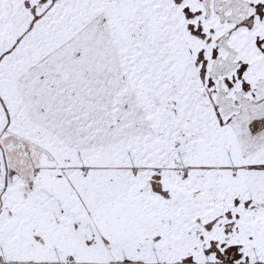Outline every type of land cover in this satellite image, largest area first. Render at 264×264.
Here are the masks:
<instances>
[{"label": "rangeland", "instance_id": "374dc122", "mask_svg": "<svg viewBox=\"0 0 264 264\" xmlns=\"http://www.w3.org/2000/svg\"><path fill=\"white\" fill-rule=\"evenodd\" d=\"M3 2L11 3L0 8L8 16V32L25 21L31 24L25 40L46 19L50 25L64 13L76 17L84 12L87 18L80 17L89 23V38L103 41L102 56L112 71L131 65L126 70L143 77L124 111L140 106L145 121L128 117L122 138L113 143L131 150L141 166L95 152L102 158L95 156L92 164L103 161V168L80 169L87 175L86 196L92 189L98 194L88 205L70 185L74 181L56 175L58 167L39 176L43 170L33 165L24 140L11 144L8 136L2 141L8 153L0 154V264H264V0H31L28 7L23 0ZM184 52L189 60L177 77L176 63ZM69 87L77 89L74 83ZM95 92L81 87L74 96H84L87 104L96 97L103 106ZM143 93L148 102L137 100ZM222 100L233 109L219 120L211 103ZM155 112L165 117L150 127L148 116ZM98 121L92 128L81 125L79 148L85 150L88 140L98 136ZM229 121L241 124L232 134L237 163L192 173L188 164H173L178 148L182 154L185 146L194 150L203 135L210 140L211 123ZM101 132L99 140L116 135L112 129ZM63 136L70 144L65 148L71 141L75 146ZM142 141L153 145V152ZM28 145L31 151L34 146ZM154 152L159 156L149 158L147 153ZM220 168L231 174L245 171L244 185L222 186ZM18 206L35 214L16 216ZM18 254L29 260H11Z\"/></svg>", "mask_w": 264, "mask_h": 264}, {"label": "trees", "instance_id": "16d2710c", "mask_svg": "<svg viewBox=\"0 0 264 264\" xmlns=\"http://www.w3.org/2000/svg\"><path fill=\"white\" fill-rule=\"evenodd\" d=\"M30 3H32L31 0H23V5L27 7ZM10 5L11 3L8 5L3 2V5L0 4V8L4 10V7L10 8ZM82 14L84 17V12ZM81 15L75 17L64 13L60 18L61 20L56 19L50 25H47L48 19H46L45 25L34 28L33 33L25 40L23 33L24 31H31V24L25 21L21 26L15 29L11 28L8 32L4 23L8 16H6L5 11L0 12V154L5 156L8 153L2 150V141H8V136L13 138L10 139L12 140L11 144H14V141L22 144V142L17 141V138L24 140L25 145L23 146L25 150L29 151L33 165L39 167V171H44L39 172V176L51 173V169L58 167L56 175L63 177L69 183L74 181L70 185L76 187L77 196L82 197L83 203L88 205L98 194L92 192L95 191L92 189L91 195L88 196L87 194L86 196L84 190L88 188L85 185L88 181L87 175L80 173V169L86 168V171L90 173V169L95 166L103 168L101 165L103 161L102 163H95V166L92 164L96 160L97 153L106 152L108 158L112 157L114 162H118V159L122 158L123 162L130 163L128 166L132 167L143 164L142 161L138 162V157L132 156L131 150H120L118 143L114 145L113 143L122 138L119 132L124 129L128 117H131L138 124H141L142 120L145 121L140 106L131 108L129 112L124 111V103L131 100L133 97L131 94L135 87H140L141 83L144 84V82L143 77L138 79L135 77V69L126 70L131 65L123 68V72L112 71L108 59L106 61L102 56L103 41L89 38L91 35L87 29L89 23L86 24L85 19L80 17ZM17 24L20 25L21 22H17ZM42 26H45L47 30L43 29ZM118 33H121V29ZM82 42L84 47L81 46ZM5 51L6 56L3 55ZM181 56V60L176 63L177 72L173 74L177 77H180L185 61L189 60L187 52ZM4 74L11 77L6 80ZM148 79L151 78L148 77ZM41 83L45 85L43 86ZM71 83H74L77 89L88 87L91 91H96V96L101 97L105 104L103 106L99 104L96 97L91 99V104L85 103V97L80 96V94L75 97L77 89H69ZM200 85L203 86V84ZM205 88L209 89L208 87ZM105 91L112 95H107ZM146 97L147 95L144 94L139 96L137 100L141 102L145 99L148 102ZM60 101V106L55 107ZM223 102L225 101L222 100L216 104L215 102L211 103L214 108L213 117L219 120L222 119L223 114L226 115L233 109L230 103ZM138 104L140 105V103ZM145 106L150 107L148 103H145ZM106 114L109 116L108 120H105ZM204 114L207 115V113ZM163 117L165 115L161 112L151 113L148 116L150 127L156 126L158 123L161 124ZM98 119L101 120L98 121L101 122L98 136L88 140L89 146L85 145V150L82 147L79 148L80 142H78L76 134L83 133L81 125L87 127L91 124L92 128V123L97 122ZM71 123L73 126H70ZM130 124L133 125L134 123L130 121L128 125ZM79 125L81 129L78 130ZM210 127L212 129L209 135L210 140H207L206 134L203 135L205 140L200 139L194 150L191 151L188 146H185L187 151L185 154H182L183 149L178 148V158L174 159V165L184 167V164H188L189 169H191L190 173H192L193 171L197 172L199 168L215 171V165H231L239 161L236 145L233 144L236 138H233L234 135L232 134L240 131L241 124L238 121L236 124L229 121L226 125L223 122L215 125L211 123ZM115 128H118L119 131H115ZM111 129L116 135L108 138L110 136L108 133V136H102L105 139L104 142L103 139L99 140L100 130H103L101 134H104V131L107 133ZM228 132H230L229 135ZM5 133L9 135L3 137L2 135ZM65 133L66 136L75 141V146L72 145L71 141V146L65 148V144L70 145L63 139ZM149 133L153 134L152 132ZM153 140L151 137L152 144H154ZM28 143L34 146L31 151L32 146ZM129 143L132 144V139L129 140ZM142 143L146 144L148 150L153 152V145H148L145 141ZM91 146L97 149L93 150ZM109 149L116 152H109ZM147 155L149 158L155 157V155L159 156L155 152L153 154L147 153ZM96 157L102 158L101 156ZM140 158H142L141 155ZM146 162L152 166L154 160H147ZM1 165L3 164L1 163ZM65 169L71 170L66 171ZM220 172L222 186L227 183H231V187L243 186L245 183V171L241 169L235 174H231V171L225 168H220ZM22 211H26L27 215L35 214L32 208H23V206L13 208V213H16V216L20 215ZM22 215L24 214L22 213ZM27 233L29 234V232ZM29 235L31 236V234ZM24 236L25 238L29 237ZM121 252L124 253L122 250ZM122 253L121 257L124 259ZM117 254L119 255V252ZM125 255L127 257L126 252ZM18 257H22L24 261L29 260L27 258L29 256L26 254H18L11 260ZM6 259H10V257H6ZM43 260L46 259L42 258L41 261Z\"/></svg>", "mask_w": 264, "mask_h": 264}]
</instances>
